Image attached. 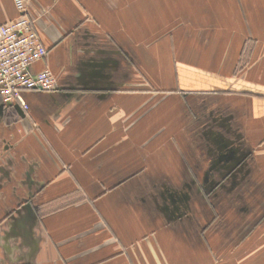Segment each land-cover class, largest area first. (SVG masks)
I'll return each instance as SVG.
<instances>
[{"label": "crops", "instance_id": "0c3cea01", "mask_svg": "<svg viewBox=\"0 0 264 264\" xmlns=\"http://www.w3.org/2000/svg\"><path fill=\"white\" fill-rule=\"evenodd\" d=\"M28 15L58 85L0 101V264H264V0Z\"/></svg>", "mask_w": 264, "mask_h": 264}, {"label": "built area", "instance_id": "2783aa9c", "mask_svg": "<svg viewBox=\"0 0 264 264\" xmlns=\"http://www.w3.org/2000/svg\"><path fill=\"white\" fill-rule=\"evenodd\" d=\"M13 1L18 16L0 25V101L24 112L29 109L25 91H54L58 81L49 68L34 71L48 51L28 15V0Z\"/></svg>", "mask_w": 264, "mask_h": 264}]
</instances>
